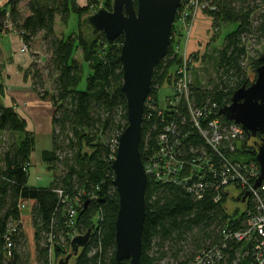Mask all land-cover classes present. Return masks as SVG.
Masks as SVG:
<instances>
[{
  "label": "trees",
  "instance_id": "16d2710c",
  "mask_svg": "<svg viewBox=\"0 0 264 264\" xmlns=\"http://www.w3.org/2000/svg\"><path fill=\"white\" fill-rule=\"evenodd\" d=\"M105 1L104 8L111 10L113 0ZM199 1L205 6V15L214 20V27L237 25L218 52V81L207 89L193 84L192 79L188 100H174L170 90L161 93L164 85H171L178 78L177 70L182 64L171 39L168 55L153 72L140 152L144 167L158 160L161 168L167 161L185 163L188 168L204 154L211 157L213 166L204 169L203 182L194 178L185 184L181 181L187 173L182 172L170 177L176 183L148 176L140 264H193L202 250L223 243L225 231L231 235L245 231L248 225L244 209L256 204L251 199L242 202L246 193L239 197L231 192L222 195L218 190L223 187L227 163L200 135L189 107L201 114L202 128L207 129L210 121L218 120L229 130L232 123L219 111L231 104L239 88L252 82L248 74L256 75L261 66L260 58L251 59L246 69L242 62L248 57L245 38L253 31L264 37V0ZM99 3L100 0H87V5L81 7L76 0H26L22 8L21 0H0V32L20 34L27 46L41 38L49 56L46 78L53 82V93L44 90L45 78L39 71L35 70L31 79L34 91L42 99L50 96L54 108L51 150L42 153V161L54 165V180L48 187L30 186L34 135L27 131L26 120L3 104L4 85L0 86V133L19 136L0 154V264H54L52 255L64 254L63 244L70 247L71 207L78 211L76 233L84 234L95 226L89 245L73 259V264H119L115 259L119 196L113 186L112 164L116 142L127 127L116 120L121 111L127 121L120 61L124 39L119 37L110 45L103 33L93 35L83 25L88 10H97ZM134 3L137 7V0ZM72 15L79 16L78 32L69 37L58 36L57 21L66 28ZM178 30L180 27L177 29L174 24L172 36L182 33ZM78 50L82 51V62L75 58ZM84 65L89 75L86 90L80 91ZM243 136L233 152L221 153L235 165L241 161L258 164V145H250L247 134ZM163 149L168 154L164 161L160 153ZM248 180L253 181L251 177ZM194 183L206 186L203 190L198 188L199 197L189 191ZM261 197L264 200V193ZM229 200H238L244 207L229 208ZM86 202L89 205L84 208ZM250 251L251 244L231 239L219 264H250Z\"/></svg>",
  "mask_w": 264,
  "mask_h": 264
},
{
  "label": "water",
  "instance_id": "95a60500",
  "mask_svg": "<svg viewBox=\"0 0 264 264\" xmlns=\"http://www.w3.org/2000/svg\"><path fill=\"white\" fill-rule=\"evenodd\" d=\"M182 0H113L111 10L100 8L82 22L93 35L103 33L111 45L123 37L120 61L123 67L122 92L126 99L127 127L118 139L112 164L113 186L119 196L116 221L115 259L121 264H140L142 233L146 217L145 192L148 176L142 162L140 142L146 102L152 88V76L170 51L172 30ZM255 80L244 84L233 95L231 104L220 109V116L242 127L246 134L262 136L255 159L260 167L259 188L264 181V54L259 59ZM246 193L242 202H246ZM89 205L85 203L84 208ZM95 226L74 235L69 253L57 258V264H73L92 238Z\"/></svg>",
  "mask_w": 264,
  "mask_h": 264
},
{
  "label": "rangeland",
  "instance_id": "374dc122",
  "mask_svg": "<svg viewBox=\"0 0 264 264\" xmlns=\"http://www.w3.org/2000/svg\"><path fill=\"white\" fill-rule=\"evenodd\" d=\"M8 1L9 0H6V2ZM21 1L22 4L20 6H22L23 8L26 5V0ZM76 1L84 3H78L82 5L81 7H85L87 5V0ZM105 2V0H100L99 8L97 10H88V15L94 14L100 8H104ZM192 12H194L192 13L193 17L189 24L187 23V21L181 22V16L179 15L180 11L176 15L174 24L177 26V29L178 27H180V30L178 31L180 32L182 30V33H176L172 36L173 44L174 46H178L180 50V56L182 57V62L185 63L186 61V63L192 65V67H190L192 73L189 72L188 77L191 76V78L193 79V84H197L198 86H201L203 88L212 89L213 84H215L219 78L217 73L218 52L222 49L224 45V40L227 35L232 33L236 29L237 25L222 24L219 27H214V20L205 15V13L200 8L196 10L195 7H192ZM257 24V21H255L254 26H257ZM78 29L79 16L72 15L69 20L68 26L64 28V26L60 23L58 29L56 30V33L58 34V36L64 35L66 37H69V35L73 32H78ZM18 35L20 36V34ZM245 41L248 46V57L244 59V61L242 62V66L246 69L251 59H259L264 54V37L260 36L256 31H253L252 34L248 35V37L245 38ZM24 45L26 46L24 54L29 53L30 58L32 60V66H30L29 70L25 72L24 78L26 80H30L31 75L34 73V71H39L40 74L45 78L44 90H46L48 93H53V82L46 78L49 56L45 53V47L42 43L41 38H38L32 46H27L23 43L22 48ZM81 52L82 51L78 50L75 57L80 62L83 61V56ZM84 72V77L79 87L80 91L86 90L87 87L86 82L87 77L89 75V69L87 65H84ZM2 75L0 76V86L5 84L4 73ZM248 75H250V78L253 82L255 80V75L251 73H249ZM32 88H34L33 81ZM169 90H173V83L171 85H164L161 88V93L164 94ZM41 101H43L44 104H42L40 107H35V113L34 115H31L32 117L34 116V120L31 119L29 123L28 121H26L27 125L29 124L34 127V130H31L29 129L28 125L27 131L32 133L35 139V149L30 158L31 167L29 174V185L35 187H48L54 180V165L43 162L42 153L44 151L51 150V144L49 145L47 143L49 140L48 138L50 136V133L51 131H53V127L51 124V116L52 114H54V108L51 105L52 102L50 96L46 99H41ZM116 120L118 122L120 121L122 125H128L127 121L123 120V113L121 111H119V113L116 115ZM13 138L15 140H19V136L13 137L12 135L0 133V154H2L3 149L6 148L8 144H13ZM230 190L235 195L239 194L238 190L235 188H231ZM237 207L243 208L244 205L240 204L238 200H229V208L235 209ZM71 227L73 229H71V235L72 233V236H74V234L77 235L75 225ZM69 248L70 247H67L64 244L62 245V250L64 251V254H62V256H65L69 253ZM58 257L60 256H56L55 254H53L52 263L57 264Z\"/></svg>",
  "mask_w": 264,
  "mask_h": 264
},
{
  "label": "built area",
  "instance_id": "2783aa9c",
  "mask_svg": "<svg viewBox=\"0 0 264 264\" xmlns=\"http://www.w3.org/2000/svg\"><path fill=\"white\" fill-rule=\"evenodd\" d=\"M182 1L183 2H181V6L177 11V14L180 11L179 15L181 16V22L188 21L189 18L193 17L192 13L194 12H192V7H195L196 10L200 8L202 11L205 8V6L201 4L199 0ZM25 48L26 46L24 45L21 49V53L25 52ZM179 51L180 50L178 46H175V53L180 55ZM190 67H192V65L186 63L185 61V63L182 62L181 66L177 70L178 78H174L173 90L172 92L170 91L171 94L173 93L172 95L174 96V100L175 97L177 100H180L183 97L188 100L189 86L192 80L191 76L188 77L189 72H191ZM149 101L150 98L149 100H147V102L149 103ZM147 102L146 105L148 104ZM170 104L171 106L175 107L174 101H171ZM189 111L200 135L206 140L207 144L213 150V152L217 153L222 158V160L227 163L224 166L226 171L222 180L223 187L218 190H220L222 195H230V189L232 187H236L238 190L241 191L238 194L239 197H241L244 193H248L249 196L247 200L251 199L256 202L254 208L244 209L245 215L247 217L246 223L248 225V228L245 231L237 232L233 235H231V233H229L228 231H225L223 243L218 242L210 246L208 249L202 250L200 254L196 257L193 264H219V262L222 261L226 256V253L224 251L228 249V241H230L231 239H235L238 242H245L246 245L251 244L250 253L252 254L253 260L250 264H264V200L261 197L262 193H264V181L262 182L259 188H255V184L260 177V167L258 164H248L242 161L239 162V164L235 165L234 163H232L231 160H228L221 153L226 150L233 152L235 146L239 143V141L243 140V135L245 132L243 131L242 127L234 123H232L229 130H226L223 128L224 126L218 120L210 121L207 129L202 128L199 122L201 114L195 111L191 106L189 107ZM162 140H165L164 136L162 137ZM116 143L118 145V140ZM160 153L162 156H164L162 158L164 161V159L168 157V154L165 152V149L161 150ZM211 160L212 159L209 155L204 154L201 157H198L193 160L192 164L188 165V168H185V163L174 164L171 161L164 162L165 167L161 168L160 164L162 162L160 163L157 160L154 161V163L151 165L148 164L145 167V171L147 176H153L157 180H163L166 182L176 183V179L172 180L170 179V177L176 175L178 172H182V174L187 173L181 181L185 184L188 183V180H193L194 178L198 181L200 180L203 182L205 178L204 169L207 168V170H209L213 166ZM249 177L253 179L251 183L248 180ZM178 183H180V181ZM204 187L206 186H200L194 183V185L189 188V191L196 192L197 196L199 197L198 188L203 190ZM59 193L61 194V192ZM218 201H220V197L218 198ZM69 212L71 217V226H74L75 219L78 216V211L74 207H71ZM7 246L8 248L11 247L10 239L7 242Z\"/></svg>",
  "mask_w": 264,
  "mask_h": 264
},
{
  "label": "crops",
  "instance_id": "0c3cea01",
  "mask_svg": "<svg viewBox=\"0 0 264 264\" xmlns=\"http://www.w3.org/2000/svg\"><path fill=\"white\" fill-rule=\"evenodd\" d=\"M77 3L84 4L79 1ZM59 25L60 22L57 21L56 30ZM22 44V38L16 32L10 30L0 32V72L1 75L4 73L5 78L2 102L6 107L14 108L29 123L31 119L34 120V116H31L35 113L36 109L34 108L40 107L45 100L41 101L40 95L33 90L32 79L26 80L24 78L25 72L32 66V60L29 53H20ZM53 115L51 116V124ZM29 129L34 130V127L29 125ZM51 135L52 131L48 138L47 144L49 145L51 144Z\"/></svg>",
  "mask_w": 264,
  "mask_h": 264
},
{
  "label": "flooded vegetation",
  "instance_id": "af4514ba",
  "mask_svg": "<svg viewBox=\"0 0 264 264\" xmlns=\"http://www.w3.org/2000/svg\"><path fill=\"white\" fill-rule=\"evenodd\" d=\"M261 139L262 136L260 134H257L255 137L250 136L247 134V140L250 145H254L255 147L258 145H261Z\"/></svg>",
  "mask_w": 264,
  "mask_h": 264
}]
</instances>
